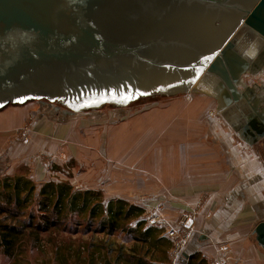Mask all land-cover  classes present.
Instances as JSON below:
<instances>
[{
    "label": "crops",
    "instance_id": "1",
    "mask_svg": "<svg viewBox=\"0 0 264 264\" xmlns=\"http://www.w3.org/2000/svg\"><path fill=\"white\" fill-rule=\"evenodd\" d=\"M255 39V54H240L250 67L238 83L231 62L226 74L202 76L205 92L120 123L93 126L65 112L57 120L60 109L33 102L0 109V177L68 181L135 203L172 227L192 214L188 256L264 264L254 235L264 223V41ZM25 126L27 140L14 141Z\"/></svg>",
    "mask_w": 264,
    "mask_h": 264
},
{
    "label": "water",
    "instance_id": "2",
    "mask_svg": "<svg viewBox=\"0 0 264 264\" xmlns=\"http://www.w3.org/2000/svg\"><path fill=\"white\" fill-rule=\"evenodd\" d=\"M235 5L251 7L238 22ZM239 26L264 41V0H0V108L120 104L188 87L203 71L226 74L224 44ZM234 58L238 83L250 63ZM254 235L264 248V223Z\"/></svg>",
    "mask_w": 264,
    "mask_h": 264
},
{
    "label": "trees",
    "instance_id": "3",
    "mask_svg": "<svg viewBox=\"0 0 264 264\" xmlns=\"http://www.w3.org/2000/svg\"><path fill=\"white\" fill-rule=\"evenodd\" d=\"M145 213L135 203L68 181L3 177L0 253L12 264H32L30 251L40 256L34 264H168L172 244ZM186 264L207 262L196 254Z\"/></svg>",
    "mask_w": 264,
    "mask_h": 264
},
{
    "label": "rangeland",
    "instance_id": "4",
    "mask_svg": "<svg viewBox=\"0 0 264 264\" xmlns=\"http://www.w3.org/2000/svg\"><path fill=\"white\" fill-rule=\"evenodd\" d=\"M243 29V28H242ZM237 31V30H235ZM235 31L228 36L227 41H233L236 40L238 37H240V31L238 30L237 33ZM245 32H248L247 30H244ZM235 33V34H234ZM245 36V35H244ZM241 37V41L243 39H246V36ZM253 41L249 44V48L247 47L244 51H242V54L246 55L249 53L250 50H252L254 47V43L256 39H252ZM258 40V39H257ZM256 40V42H257ZM225 42V43H226ZM238 44V41H237ZM237 46V45H236ZM252 48V49H251ZM240 54V53H239ZM205 75V76H204ZM207 72L204 73V71L201 74H196L192 80V82L188 85V87L178 84L176 86L174 85H169L165 89L157 91L151 95H147L145 93V90L142 91V93L139 95V98H132L130 101L124 102V103H111L109 100L106 102H102L100 105L96 107H88V108H78V109H71L69 108V103H66L61 100H48L46 98H41V99H32L29 100L25 103L33 102L36 103L37 107L40 106L41 104L44 108L45 106H49V109L47 111H52L55 108L60 109V114L56 115V119H67V117L63 116L61 112H65L68 117H73L76 119H86L85 121H89L88 124L90 125H98L100 121H111L114 123H120L122 121H126L129 118H132L138 114H141L142 112L149 110L150 108L158 107L161 104H165L167 102L173 101L178 98L186 97L191 95V91L194 89V92L198 90H203L202 88V82L204 77L206 76ZM196 77V78H195ZM177 84V83H176ZM205 92V91H204ZM38 103V104H37ZM41 103V104H40ZM24 103H11L9 106H19ZM46 110V108H45ZM52 112H48L47 114L51 115ZM53 115V114H52ZM24 128V127H23ZM19 129L15 131L13 134V140L18 142V141H23L22 138H20L19 133L23 129ZM3 178V177H0ZM74 186V185H73ZM75 187V186H74ZM76 188V187H75ZM78 189V188H77ZM150 214L145 213V217H148ZM172 248V247H171ZM171 251V249H170ZM170 254V252H169ZM27 259L34 264V259L40 257L35 251H30L29 253L26 254ZM0 264H12V260L3 254L0 253Z\"/></svg>",
    "mask_w": 264,
    "mask_h": 264
},
{
    "label": "built area",
    "instance_id": "5",
    "mask_svg": "<svg viewBox=\"0 0 264 264\" xmlns=\"http://www.w3.org/2000/svg\"><path fill=\"white\" fill-rule=\"evenodd\" d=\"M29 126H25L19 133L20 138L27 140ZM194 215L182 216L177 227H172L169 221L160 215H150L147 218L149 225H155L164 230V234L172 244L168 264H182L184 251L194 234Z\"/></svg>",
    "mask_w": 264,
    "mask_h": 264
},
{
    "label": "flooded vegetation",
    "instance_id": "6",
    "mask_svg": "<svg viewBox=\"0 0 264 264\" xmlns=\"http://www.w3.org/2000/svg\"><path fill=\"white\" fill-rule=\"evenodd\" d=\"M234 8H235V12L238 13L237 18H236L237 19V22H238L239 20H241L242 18H244L247 15V12L250 10L251 7H246L244 5H242V6L241 5H238V6L235 5ZM236 30L237 31H235V33H237L238 30H239L240 31V34L239 35H241V36L238 37L236 40H233V41L232 40L231 41L229 40V41H227L224 44L225 47H226V45H228V43H232V45H233V47L230 48L228 50L227 54H226L225 63L228 62L229 65H230L231 62L233 63V61L236 60L233 57L234 56L233 50L236 51L237 54L238 53L242 54V51H244L247 47L249 48V44L253 41L252 39H255L257 37V35H254L253 33L245 32L244 29H242V26H239ZM244 35L246 36V39H243L241 41V37L244 36ZM232 36H233V34H232ZM237 41H238V44H237ZM217 72H219L221 74V68H219L217 70Z\"/></svg>",
    "mask_w": 264,
    "mask_h": 264
},
{
    "label": "bare ground",
    "instance_id": "7",
    "mask_svg": "<svg viewBox=\"0 0 264 264\" xmlns=\"http://www.w3.org/2000/svg\"><path fill=\"white\" fill-rule=\"evenodd\" d=\"M256 48H257V47H256ZM255 51H256V50L252 49V50L249 51L248 54H249L250 56H251L252 54L254 55V54H255ZM178 84H180V83H177V84L175 83V84H172V85L176 86V85H178Z\"/></svg>",
    "mask_w": 264,
    "mask_h": 264
}]
</instances>
